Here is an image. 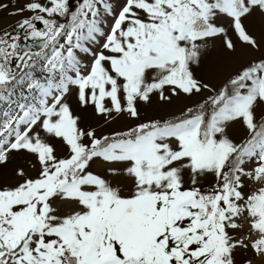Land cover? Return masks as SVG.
<instances>
[{
    "label": "snow or ice",
    "instance_id": "6c2138e0",
    "mask_svg": "<svg viewBox=\"0 0 264 264\" xmlns=\"http://www.w3.org/2000/svg\"><path fill=\"white\" fill-rule=\"evenodd\" d=\"M0 264H264V0H0Z\"/></svg>",
    "mask_w": 264,
    "mask_h": 264
},
{
    "label": "rangeland",
    "instance_id": "374dc122",
    "mask_svg": "<svg viewBox=\"0 0 264 264\" xmlns=\"http://www.w3.org/2000/svg\"><path fill=\"white\" fill-rule=\"evenodd\" d=\"M10 21L9 20H7V19H5L4 21H3V23H9Z\"/></svg>",
    "mask_w": 264,
    "mask_h": 264
}]
</instances>
